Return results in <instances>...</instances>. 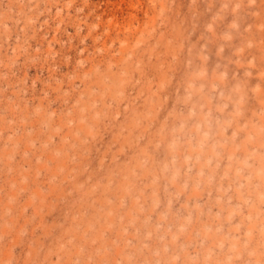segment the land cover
I'll use <instances>...</instances> for the list:
<instances>
[{"label": "rangeland", "instance_id": "374dc122", "mask_svg": "<svg viewBox=\"0 0 264 264\" xmlns=\"http://www.w3.org/2000/svg\"><path fill=\"white\" fill-rule=\"evenodd\" d=\"M0 264H264V0H0Z\"/></svg>", "mask_w": 264, "mask_h": 264}]
</instances>
